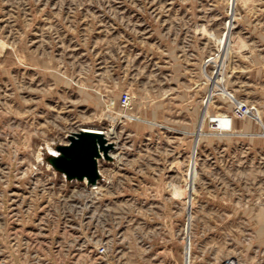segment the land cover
I'll return each mask as SVG.
<instances>
[{
    "label": "rangeland",
    "instance_id": "374dc122",
    "mask_svg": "<svg viewBox=\"0 0 264 264\" xmlns=\"http://www.w3.org/2000/svg\"><path fill=\"white\" fill-rule=\"evenodd\" d=\"M90 125L96 183L53 163ZM229 261L264 264V0H0V264Z\"/></svg>",
    "mask_w": 264,
    "mask_h": 264
},
{
    "label": "water",
    "instance_id": "95a60500",
    "mask_svg": "<svg viewBox=\"0 0 264 264\" xmlns=\"http://www.w3.org/2000/svg\"><path fill=\"white\" fill-rule=\"evenodd\" d=\"M111 147L112 142L107 143V138L102 133L77 131L70 136L69 143L60 146L61 153L53 158V163L69 178L86 177L90 182H95L100 176V149L108 156Z\"/></svg>",
    "mask_w": 264,
    "mask_h": 264
},
{
    "label": "built area",
    "instance_id": "2783aa9c",
    "mask_svg": "<svg viewBox=\"0 0 264 264\" xmlns=\"http://www.w3.org/2000/svg\"><path fill=\"white\" fill-rule=\"evenodd\" d=\"M130 101V94L129 93H125L123 95V100H122V103L124 104H128ZM254 108L253 106H250L244 102H238L237 104H235L234 106V115L236 116H239V117H245V116H248V115H255V111H254ZM232 120H233V117L231 116ZM211 122L213 123V126L214 128L216 129H221V126L217 120L216 117H214ZM226 264H230V261L229 262H226Z\"/></svg>",
    "mask_w": 264,
    "mask_h": 264
},
{
    "label": "bare ground",
    "instance_id": "6f19581e",
    "mask_svg": "<svg viewBox=\"0 0 264 264\" xmlns=\"http://www.w3.org/2000/svg\"><path fill=\"white\" fill-rule=\"evenodd\" d=\"M256 115V114H255ZM230 119H232V118H230ZM219 122V121H218ZM219 124H220V122H219ZM221 126V125H220ZM232 126H233V120L231 121V123H230V127H227V128H232ZM221 129L222 130H226V127H223V126H221ZM81 131V130H80ZM82 131H90V132H95V133H102L103 135L105 134L107 137L111 134L109 131H106L104 128H102V127H99V126H85V127H83L82 128ZM104 135V136H105ZM105 136V137H106ZM106 137V138H107ZM110 141L108 140V138H107V143H109ZM100 151H101V156L100 157H98V160H99V158H101V157H103V155L105 156V154H104V151L102 150V149H100ZM109 155H110V152L108 153ZM98 169H99V167H98ZM85 179H87L88 180V178H84V180ZM89 181V180H88ZM98 181V180H97ZM97 181H95V182H93V183H96ZM231 264V263H230Z\"/></svg>",
    "mask_w": 264,
    "mask_h": 264
}]
</instances>
